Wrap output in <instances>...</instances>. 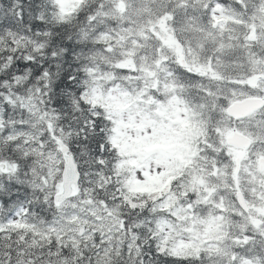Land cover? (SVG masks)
I'll return each instance as SVG.
<instances>
[{
	"label": "snow or ice",
	"instance_id": "obj_1",
	"mask_svg": "<svg viewBox=\"0 0 264 264\" xmlns=\"http://www.w3.org/2000/svg\"><path fill=\"white\" fill-rule=\"evenodd\" d=\"M0 264H264V0H0Z\"/></svg>",
	"mask_w": 264,
	"mask_h": 264
}]
</instances>
